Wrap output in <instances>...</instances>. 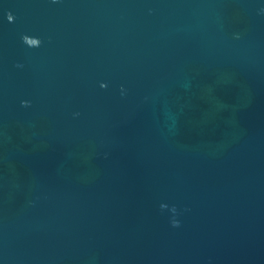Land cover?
<instances>
[{"label":"water","instance_id":"water-1","mask_svg":"<svg viewBox=\"0 0 264 264\" xmlns=\"http://www.w3.org/2000/svg\"><path fill=\"white\" fill-rule=\"evenodd\" d=\"M261 9L0 0V264H264Z\"/></svg>","mask_w":264,"mask_h":264},{"label":"clouds","instance_id":"clouds-1","mask_svg":"<svg viewBox=\"0 0 264 264\" xmlns=\"http://www.w3.org/2000/svg\"><path fill=\"white\" fill-rule=\"evenodd\" d=\"M59 0H51V3H58ZM261 13L264 14V9H261ZM7 19L9 22H12L13 21V16L11 14H9L7 16ZM237 39H239V36H236ZM22 42L28 47V48H39L42 44V41L38 38H32V37H29L27 35L23 36L22 37ZM17 68H22L23 65L21 64H17L16 65ZM101 88H105L106 85L104 84H101L100 85ZM121 93L123 94L124 93V89L121 88ZM22 107H30V103L29 102H22ZM75 115H79V113H76ZM160 208L162 211L164 210H168L172 213V219L170 220V224L173 228H179L181 225H180V221L178 219H176V216L178 215V212H177V209L175 206L169 208L168 205L166 204H161L160 205Z\"/></svg>","mask_w":264,"mask_h":264}]
</instances>
